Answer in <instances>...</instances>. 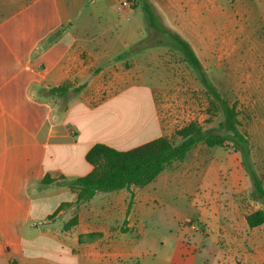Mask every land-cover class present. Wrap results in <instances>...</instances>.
I'll use <instances>...</instances> for the list:
<instances>
[{"label":"crops","instance_id":"crops-1","mask_svg":"<svg viewBox=\"0 0 264 264\" xmlns=\"http://www.w3.org/2000/svg\"><path fill=\"white\" fill-rule=\"evenodd\" d=\"M185 1L168 0L174 9L168 4L164 17L186 39L177 10ZM146 30L134 0H0V264H106L103 259L123 258L120 243L106 244L108 221L119 212L131 229L130 217L151 184L131 188L134 202L127 215L126 189L98 193L78 206L77 192L61 182L92 171L85 156L95 144L127 151L170 136L161 114L171 84L181 80L173 49L154 46L124 55ZM127 64L136 82L93 103L103 94L102 77ZM146 68L157 72L146 79ZM61 87L68 91L52 93ZM132 90L148 94L150 112L141 97L127 103L138 115L117 110L124 97L135 95ZM72 92L78 97L67 105ZM46 176L54 182L43 185ZM158 179L166 182L168 175ZM75 216L77 225L66 230ZM224 239L229 244L224 257L264 264V241L243 249L246 237L233 233ZM221 256H213L212 264H221Z\"/></svg>","mask_w":264,"mask_h":264},{"label":"rangeland","instance_id":"rangeland-1","mask_svg":"<svg viewBox=\"0 0 264 264\" xmlns=\"http://www.w3.org/2000/svg\"><path fill=\"white\" fill-rule=\"evenodd\" d=\"M151 1L168 26L164 14L171 3ZM134 3L140 4L139 0ZM177 10L178 19L188 29L186 40L196 48L208 78L230 105H237L239 130L250 143L254 168L264 184V0H186L183 9ZM149 35L147 30L141 34L142 46L155 43V38L150 39ZM172 52L174 61L180 64L181 80L169 88L165 101L168 108L161 114L163 128L173 136L177 130L196 122L208 132L224 134L219 103L210 98L195 71L179 57L181 54L175 49ZM145 72V78L149 79V74L157 71L146 68ZM134 82L136 73L132 66L110 68L100 81L104 88L102 96L92 102L117 94ZM131 92L135 95L124 97L117 110H122L124 116L127 112L129 116L136 115L138 110L129 108L127 103L141 97L150 112L148 94L144 90ZM77 97L72 92L67 105ZM65 105L62 101L60 110ZM139 120L142 123V112ZM175 142L179 143L180 139L176 138ZM242 160L232 146L209 148L200 143L183 162H173L168 171L159 175H168L167 181L160 182L158 177L147 189L144 204L135 207L128 232L122 233L126 228L124 216L119 212L112 214L106 244L120 243L116 250L123 258L103 261L106 264H212V257L222 254L221 264L230 261L244 264L239 256L234 260L223 256L229 252L224 237L233 233L246 237L243 249L264 241V225L250 230L245 225L248 214L264 210V201L253 198L252 181ZM127 191L125 201L129 205L133 191ZM193 225L198 228H192ZM85 264L98 263L86 260Z\"/></svg>","mask_w":264,"mask_h":264},{"label":"trees","instance_id":"trees-1","mask_svg":"<svg viewBox=\"0 0 264 264\" xmlns=\"http://www.w3.org/2000/svg\"><path fill=\"white\" fill-rule=\"evenodd\" d=\"M139 5L144 15L146 26L150 31V39L155 38V43L142 46V41L132 46L128 52L136 53L148 47L166 46L177 50L184 62L191 67L199 78L200 83L206 89L212 100L219 103L224 116L222 124L224 134H215L204 130L196 122H191L177 130L173 136L160 137L143 145L127 151H120L105 144H95L86 154V161L93 167L92 171L83 177L68 180L62 178L61 184L70 190L77 192L76 205H81L92 200L98 193H108L120 190H131L132 187L144 188L173 162H183L189 153L200 143L209 148H225L232 146L243 159V168L252 181L253 198L264 201V186L254 168L250 143L239 130V112L237 105H230L217 91V88L208 78L196 51L191 43L184 39L178 32L164 23L163 17L156 5L151 0H139ZM79 88L77 91L79 92ZM67 88L61 87L52 90V93L65 94ZM180 142L176 143L175 139ZM50 176H46L43 185L53 183ZM134 194L131 193V201L127 208L129 215L133 205ZM250 229L264 225V210H257L248 214L245 218ZM78 223V218L73 217L66 225L68 230ZM126 228L122 233L128 232ZM89 236V238L95 237ZM83 238L80 239V242Z\"/></svg>","mask_w":264,"mask_h":264},{"label":"built area","instance_id":"built-area-1","mask_svg":"<svg viewBox=\"0 0 264 264\" xmlns=\"http://www.w3.org/2000/svg\"><path fill=\"white\" fill-rule=\"evenodd\" d=\"M192 228H194V229H195V228H198V226H196V225H193V227H192Z\"/></svg>","mask_w":264,"mask_h":264}]
</instances>
